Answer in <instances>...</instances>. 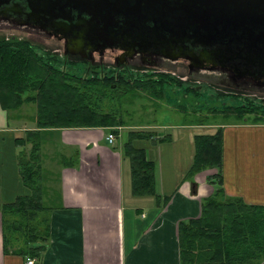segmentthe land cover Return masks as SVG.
Wrapping results in <instances>:
<instances>
[{
    "label": "crops",
    "instance_id": "0c3cea01",
    "mask_svg": "<svg viewBox=\"0 0 264 264\" xmlns=\"http://www.w3.org/2000/svg\"><path fill=\"white\" fill-rule=\"evenodd\" d=\"M10 117L0 106L3 204L30 194L19 174L22 148H17L15 139L36 129V125L20 127L17 119L16 125H11L14 117ZM191 124L176 128L223 129L224 191L244 203L264 206V124ZM159 127H153L157 140L169 136L173 141L171 135L159 133ZM42 135L43 173H48L43 186L44 202L50 208L45 213L49 239L39 257L5 253L0 213V264H25L27 258H34L36 264H180L179 224L201 216L202 200L214 190L206 179L216 172L214 169L196 174L194 182L183 179L193 162L198 133L186 136L190 155L186 166L179 169L172 167L173 162L165 167L162 158L159 162L160 152L155 149L164 143L146 142L147 156L156 164L160 205L152 196L132 195L130 163L122 148L126 135L116 136L113 143L102 128L44 130ZM171 155V160L176 157L173 152ZM165 196H171L170 200L165 202Z\"/></svg>",
    "mask_w": 264,
    "mask_h": 264
},
{
    "label": "trees",
    "instance_id": "16d2710c",
    "mask_svg": "<svg viewBox=\"0 0 264 264\" xmlns=\"http://www.w3.org/2000/svg\"><path fill=\"white\" fill-rule=\"evenodd\" d=\"M60 66L55 57L38 52V48L29 41L0 37L1 108L9 113L25 104L36 106L33 121L36 129L27 130L15 139L17 148H22L18 158L19 174L30 194L22 195L10 204H3L0 200L5 253L12 251L39 257L49 239L50 225L45 213L50 208L44 202L46 190L43 186L42 131L102 128L109 134L119 136V129H126L130 124L122 117L118 118L116 113L102 112L97 107L100 101L105 98L115 100L124 94L118 93L124 87L129 89L128 92L148 89L149 93L163 98V94L156 91L159 87L163 88L167 84L182 86V83L167 76H160L154 82L127 77L114 89L101 79L84 81L76 76H67ZM186 90L194 92L193 89ZM194 93L196 95L197 92ZM217 96L228 99L232 94ZM232 98L239 100L240 96L233 95ZM249 106L260 107L246 103L241 107L211 110L223 113L225 117L234 113L239 120H243L244 113L254 111ZM253 121L251 124H264L260 118ZM244 124L250 123L245 121ZM156 137L153 131L132 130L127 133L122 148L123 157L130 163L132 195L152 196L160 205L162 198L156 191V164L147 156L143 143H164L170 138L164 136L157 140ZM222 139L221 127L213 134H198L194 137L193 162L183 179L194 182L195 175L200 172L211 169L216 172L206 178L214 190L212 195L202 200L201 216L179 224L180 264L264 262V206L244 203L242 198L229 196L224 191ZM163 198L166 202L171 196Z\"/></svg>",
    "mask_w": 264,
    "mask_h": 264
},
{
    "label": "flooded vegetation",
    "instance_id": "af4514ba",
    "mask_svg": "<svg viewBox=\"0 0 264 264\" xmlns=\"http://www.w3.org/2000/svg\"><path fill=\"white\" fill-rule=\"evenodd\" d=\"M98 1L0 0V36L30 41L40 52L55 57L67 76L85 81L101 79L114 89L127 77L172 79L174 74L164 72L169 70L185 74L189 82L193 77L198 83L216 82L224 94L264 96V43L256 48L257 55L250 56L244 39L225 38L229 41L207 45L196 41L193 32L187 30L175 45L158 44L159 38L169 41L171 35L155 28L158 24L152 14H117L110 8L99 14L94 5ZM177 55L180 58L174 59ZM235 70L242 75L236 76ZM182 89L196 88L182 85ZM232 96L228 99L233 100ZM239 100L257 105L253 98L240 96Z\"/></svg>",
    "mask_w": 264,
    "mask_h": 264
},
{
    "label": "rangeland",
    "instance_id": "374dc122",
    "mask_svg": "<svg viewBox=\"0 0 264 264\" xmlns=\"http://www.w3.org/2000/svg\"><path fill=\"white\" fill-rule=\"evenodd\" d=\"M4 39L7 40V38ZM40 51L41 49L38 48V52ZM164 72L171 75L174 74L172 77L182 83V85H186L187 87L194 86L196 88L194 89V92H197L196 95L194 92L190 93L187 90H183L182 86L169 84L165 85L163 88L159 87L156 90L163 94V98L154 96L147 91L148 89L143 91L142 89H138L136 91L128 92L129 89L124 87L121 90L119 89L121 92H118L119 94L124 93L123 95H119L115 100L105 98L97 104V107H99L102 112L116 113L118 118L122 117L123 120L128 121L130 127L119 129V136L121 134L127 136V133L132 130L153 131V127L157 126H160L159 129H157L159 133L171 135L173 141L164 142V144L155 149V152H160L159 162L162 158L164 165H166L165 167L172 166V162V167L176 169L186 166V160L190 155L187 153L191 150V146L188 145L185 140H187L186 136H189L192 131L198 134H209L210 131L213 132V130H216L215 127H206L200 130L194 129L184 131L176 128L180 125H192L191 123L198 122L205 126H221L226 124H244L245 121L251 124L254 122L253 120H256L257 118L264 120V113H262L264 112V100H261L264 98L263 95L254 96L248 92H242L241 94L238 93L242 98H253L256 101V104L260 106L259 109L256 106H249L248 108H252L254 111L244 113L243 120H239L234 113L225 117V114L214 113L211 109L216 108V110H220L223 108L241 107L244 102L240 100L237 101L236 99L222 98L221 96L215 97V94L217 93L220 95H223L224 93L222 92L223 90L219 89L213 83L207 81H201V83H198L197 80H194V77L190 78L192 79V82H189V80L186 79L185 74H178V72L169 70H165ZM155 78V76L148 77L150 82H154ZM156 80L158 79L156 78ZM81 86H83V84ZM115 94L117 95V90L115 91ZM92 103H94L93 100ZM8 114L11 116V119L14 117L13 121L10 122L11 125H16L17 121L15 119L18 121L21 120L19 121L20 127L29 128L36 125L35 122H33L36 115L35 104H25L22 108L10 111ZM143 147H146L145 143H143ZM49 151L48 155L50 154ZM172 152L176 157H173L171 160ZM47 179L48 173L44 172V183Z\"/></svg>",
    "mask_w": 264,
    "mask_h": 264
},
{
    "label": "water",
    "instance_id": "95a60500",
    "mask_svg": "<svg viewBox=\"0 0 264 264\" xmlns=\"http://www.w3.org/2000/svg\"><path fill=\"white\" fill-rule=\"evenodd\" d=\"M94 5L96 13L110 8L117 14L129 15L132 11L152 14L158 24L155 28L171 35V42L159 38L158 44L175 45L186 36L187 30L193 32L196 41L207 45L229 41L225 38L244 39L250 56L257 55L256 48L264 43V0H99ZM129 22H125L127 27ZM178 58L179 55L174 57ZM234 73L242 75L237 70Z\"/></svg>",
    "mask_w": 264,
    "mask_h": 264
},
{
    "label": "built area",
    "instance_id": "2783aa9c",
    "mask_svg": "<svg viewBox=\"0 0 264 264\" xmlns=\"http://www.w3.org/2000/svg\"><path fill=\"white\" fill-rule=\"evenodd\" d=\"M107 140L110 142V143H113L114 140H115V135L114 134H109L108 137H107ZM35 259L34 258H27L25 264H36L35 263Z\"/></svg>",
    "mask_w": 264,
    "mask_h": 264
}]
</instances>
